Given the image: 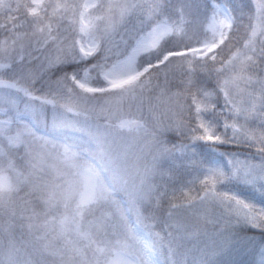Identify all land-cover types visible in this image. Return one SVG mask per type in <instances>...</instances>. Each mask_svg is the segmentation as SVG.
Returning a JSON list of instances; mask_svg holds the SVG:
<instances>
[{"label":"snow or ice","instance_id":"obj_1","mask_svg":"<svg viewBox=\"0 0 264 264\" xmlns=\"http://www.w3.org/2000/svg\"><path fill=\"white\" fill-rule=\"evenodd\" d=\"M0 217V264H264V0H0Z\"/></svg>","mask_w":264,"mask_h":264},{"label":"rangeland","instance_id":"obj_2","mask_svg":"<svg viewBox=\"0 0 264 264\" xmlns=\"http://www.w3.org/2000/svg\"><path fill=\"white\" fill-rule=\"evenodd\" d=\"M153 146L142 142L133 149V154H130L126 159L119 161V178L113 182L116 197L118 199L127 200L130 194H133L139 184V170L143 168L145 161L151 163ZM142 154V159L137 160V155ZM100 161L107 163L106 159L99 157ZM99 162V161H98ZM167 167V164H163ZM101 177L105 183H108L107 175L103 168H101ZM159 178L157 177V180Z\"/></svg>","mask_w":264,"mask_h":264},{"label":"trees","instance_id":"obj_3","mask_svg":"<svg viewBox=\"0 0 264 264\" xmlns=\"http://www.w3.org/2000/svg\"><path fill=\"white\" fill-rule=\"evenodd\" d=\"M227 146H221V151L224 150V148H226ZM4 217H0V224H2L4 222ZM8 243V239L7 237H4L2 235H0V247L6 246Z\"/></svg>","mask_w":264,"mask_h":264}]
</instances>
